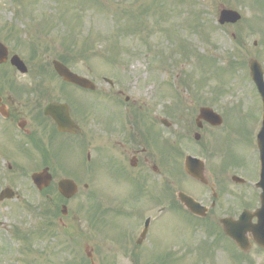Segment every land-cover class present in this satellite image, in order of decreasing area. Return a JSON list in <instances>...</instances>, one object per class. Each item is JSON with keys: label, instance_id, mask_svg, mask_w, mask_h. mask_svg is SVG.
<instances>
[{"label": "flooded vegetation", "instance_id": "1", "mask_svg": "<svg viewBox=\"0 0 264 264\" xmlns=\"http://www.w3.org/2000/svg\"><path fill=\"white\" fill-rule=\"evenodd\" d=\"M7 65L10 72L0 74V148L6 155L4 159L0 152V158L8 162V171L49 169L51 188L57 191L62 179L73 177L78 189L85 180L83 189L91 191L94 200L90 204L106 215L103 228V217L97 215L91 222L87 245L93 253L118 254L123 264H156L153 257L161 248L156 249L152 222L146 234L142 232L160 206L156 212L186 220V229L193 234L182 244L181 254L174 249L168 253L183 264H264V130L258 108L245 127V147L239 148L236 158L240 160L226 164L220 138L226 130L201 118V109L207 106L202 89L194 93L200 104L166 106L159 116L156 93L150 104L141 106L136 100L130 102L119 86L107 84L109 88L94 98L97 90L68 84L51 71L20 75ZM100 101L99 114L95 106ZM56 119L66 122L67 132L59 130ZM13 139H19L15 154ZM21 156L27 159L25 164L13 163ZM188 157L203 161L200 179L186 173ZM99 172L120 179L122 185L117 191L114 185L101 186L96 179ZM182 194L199 204L200 214L205 215H193L181 203ZM42 195L54 207L60 204L51 193ZM123 219L131 225L129 232L121 229L123 234H115V221ZM225 220L246 250L225 234ZM76 221L73 212L58 218L60 230L72 243ZM69 252L73 257V250Z\"/></svg>", "mask_w": 264, "mask_h": 264}, {"label": "rangeland", "instance_id": "2", "mask_svg": "<svg viewBox=\"0 0 264 264\" xmlns=\"http://www.w3.org/2000/svg\"><path fill=\"white\" fill-rule=\"evenodd\" d=\"M149 1L90 0L88 3L87 0H0V41L27 61L30 56L29 48L14 47L17 42L29 43L34 40L29 35L28 28L24 26L29 24L37 27V23L34 22L35 16H41L42 20L46 21L45 26L50 20L58 24L54 26L57 27L55 34L49 36L50 39H54L50 53V57L53 58L56 53H63L61 44L65 37L64 33H68V30L72 28L73 56L80 52L83 56L85 53L75 68L97 84L98 92L93 94V97H100L102 91L108 88L103 77H115L125 95L131 98L130 102L136 100L141 106L148 105L156 93L159 116L166 106L200 104L194 101V93L197 89L195 85L202 83L201 95L205 102H210L209 106L214 107L226 118L222 128L226 131H222L220 136L224 145L223 155L227 156L224 161L229 164L240 160L236 158L240 149L245 147V127L247 126L248 129L251 125L253 121L251 112L255 114L258 108V96L249 79L248 62L256 59L264 66V0H190L195 6L184 7L185 11L180 8V12L175 1L161 0L152 8L170 7L177 12V15H174L172 11H169L171 13H167L168 23H162L163 25H175L177 27L175 35L165 33L163 25L154 28V19L148 18L144 23L147 22L149 33L139 32L136 29L139 32L137 35H128L126 38L117 37L120 36L118 34L120 26L124 29L128 26L124 21L121 23L119 16L121 8L143 2L149 3ZM221 6L237 10L243 17L242 21L233 26L220 27L217 24V16L219 10L222 9ZM192 12L198 14L200 21L198 26L205 25V29L195 27L196 17ZM30 13L34 16L27 17ZM53 24L48 27L53 29ZM39 28L37 32L43 30L41 25ZM59 29L62 31L60 35L57 33ZM13 30L19 32V34H13V38H19L16 42L9 36ZM87 32L92 34L90 38L92 40L85 44L84 36ZM233 37L235 40L238 39L237 42ZM179 40L188 43V55H186V50L182 49ZM119 41L123 42L120 49L123 51L120 56L125 62L119 61L111 65L103 60V53L107 51V46L110 48L111 43ZM254 42H257L256 47L253 45ZM118 46L120 48V45ZM198 56L203 59L202 63L199 62ZM155 60L162 61V63L153 64ZM28 67L32 72L33 67L30 64ZM183 82H188L189 88L192 87V89H186L182 85ZM215 89H222L224 95H220L217 99L213 93ZM158 94L161 96L164 94L167 97L160 98ZM102 105L103 101H100L95 106V111L99 114L102 111ZM249 110L252 111L249 112ZM92 123L96 125L97 121H92ZM240 126L242 133L236 135ZM16 141L19 139L11 144L14 154L17 152ZM0 152L1 157L5 159L6 155L1 148ZM2 158H0V191L6 187L13 188L19 193L20 199L0 203L2 224L0 226V250H7L10 253L7 254L8 257L2 256L1 259L3 261L7 259L5 264H47L51 258L55 259L56 264H70L72 253H64V251L73 249V264H86L84 262V241L80 243L81 238L78 237L76 241L80 243L79 247L75 248V244L72 246L70 239L58 230L57 219L53 220V226H46L49 216H45L47 219L42 217L45 211L42 207L46 205L45 198L36 192L28 174L8 171V162ZM19 160L25 162L27 159L20 158ZM96 176L98 184L101 186L114 185L115 191L118 190V186L122 185L120 179L116 180L109 174L99 172ZM70 178L73 179V177ZM57 179L58 177H54L55 181ZM81 180L84 181V179ZM83 184H80L79 194L69 202L68 208L79 218L73 225L75 230L89 237L91 226L88 217L92 211L90 202L94 200L90 197L91 191L86 192L83 189ZM53 187H56L55 182ZM51 194L57 197L56 188H53ZM158 219L153 225V239L157 244L156 249L161 248V250L158 251L157 256L153 257V262L156 260V264H183L176 256L168 253L175 249L176 253L180 254L178 246L191 240L193 236L191 229L187 230L186 220L180 218L174 219L163 215ZM102 220L103 228L106 215ZM130 227L131 225L125 219L115 221V234H123L119 233L121 229H124L126 234ZM17 230L27 234L18 237ZM95 233L98 232L95 231ZM196 236L198 237L199 234L196 233ZM29 249L36 252H31ZM39 250L42 252L39 253ZM100 255L105 258L106 264H123V257H118V254L114 255L110 252L102 254L101 251ZM55 262L50 261V264H55Z\"/></svg>", "mask_w": 264, "mask_h": 264}, {"label": "water", "instance_id": "3", "mask_svg": "<svg viewBox=\"0 0 264 264\" xmlns=\"http://www.w3.org/2000/svg\"><path fill=\"white\" fill-rule=\"evenodd\" d=\"M240 20V16L237 13L231 12V11H224L222 12L220 16V23H236ZM7 49L0 43V63L7 62ZM12 64L19 68L21 72H27V69L23 62L19 60L18 57L13 58ZM56 72L67 82L77 84L84 88L93 89V85L81 78H79L77 75L71 73L67 68H65L63 65L55 62L54 63ZM250 70H251V76L253 80L256 82L258 89L261 93V96L264 97V83H263V72L261 69V66L256 60H253L249 64ZM202 117H206L208 121H210L213 125L219 126L222 124V119L220 116L214 115L211 110L204 109L201 111ZM198 169H194L191 166H188V172L192 176L198 178ZM33 181L35 185L38 187L39 190H42L43 188H46L49 186L51 177L48 175L47 171H44L40 174H36L33 177ZM59 191L63 196H65L67 199L71 198L73 195L77 192V187L75 184L71 181H63L59 185ZM3 197L5 198H12L13 194L10 190H7L4 192ZM187 207L192 211L194 214L199 213V209L192 203L186 204ZM66 208H63V214L65 215ZM226 224V223H225ZM227 234L229 232L226 230ZM87 257L91 260H93L92 253L89 251V249H86ZM94 264V263H93Z\"/></svg>", "mask_w": 264, "mask_h": 264}]
</instances>
